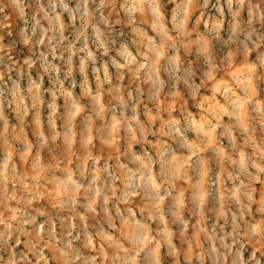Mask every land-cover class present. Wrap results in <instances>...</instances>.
<instances>
[{"label": "clouds", "instance_id": "obj_1", "mask_svg": "<svg viewBox=\"0 0 264 264\" xmlns=\"http://www.w3.org/2000/svg\"><path fill=\"white\" fill-rule=\"evenodd\" d=\"M0 264H264V0H0Z\"/></svg>", "mask_w": 264, "mask_h": 264}]
</instances>
